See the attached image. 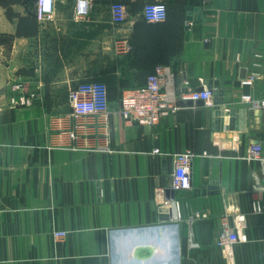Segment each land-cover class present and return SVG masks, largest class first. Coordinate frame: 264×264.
Instances as JSON below:
<instances>
[{
	"label": "crops",
	"instance_id": "1",
	"mask_svg": "<svg viewBox=\"0 0 264 264\" xmlns=\"http://www.w3.org/2000/svg\"><path fill=\"white\" fill-rule=\"evenodd\" d=\"M76 1L56 0L41 21L37 0H0V264H264V110L251 104L264 99V0H163V22L141 15L156 0H91L82 20ZM118 2L129 13L122 25L110 20ZM125 38L131 49L117 53ZM158 64L177 96L217 90L224 128L204 102L154 126L125 120V86ZM252 71L260 78L244 83ZM14 78L39 100L11 105ZM84 81L108 85L107 118L71 115L70 91ZM254 144L262 161L245 157ZM186 150L192 187L173 191L174 159ZM173 199L177 234L165 224ZM224 214L237 233L232 256L218 244Z\"/></svg>",
	"mask_w": 264,
	"mask_h": 264
},
{
	"label": "built area",
	"instance_id": "2",
	"mask_svg": "<svg viewBox=\"0 0 264 264\" xmlns=\"http://www.w3.org/2000/svg\"><path fill=\"white\" fill-rule=\"evenodd\" d=\"M209 0H204L207 2ZM56 0H37L36 15L41 21L51 20L55 12ZM75 18L78 20L86 19L90 16L92 10L91 0H77L75 6ZM141 15L149 22H160L167 18V3L163 0L145 3ZM110 20L114 25H122L128 22L129 13L127 5L124 3H113L110 6ZM131 45L127 38L117 41L114 49L117 53H125L131 49ZM146 83L139 86L127 87L123 90L119 100V110L123 118L136 124L154 126L164 116L173 114L185 107V103L189 100L194 102L203 100L206 106L214 105L213 89L192 90L187 93L176 95L171 89L173 86L171 70L166 65H157L154 72L148 75ZM260 78L257 71H252L244 83L253 84L255 80ZM10 97L9 103L14 106H31L39 100V94L35 89L28 88L24 80L14 78L9 81ZM70 100L72 106L71 115L80 120L87 116L96 114L104 118L110 112V99L108 93V85L102 81H84L77 84L70 91ZM252 107L264 110V99L254 100L251 102ZM82 124L78 125L80 127ZM77 136L74 131L70 132ZM261 144L251 145L246 158L248 160H263L261 155ZM195 158L193 150H186L176 154L174 159L175 169L172 177L171 189L173 191L186 190L192 187V161ZM259 186V184L257 185ZM256 187V188H257ZM170 203L169 207L173 209V215L170 221L165 224L172 226L177 234L179 221H181L180 205L178 200L165 202ZM262 209L260 202L254 203V211L258 212ZM205 211H196L193 217L206 216ZM222 229L219 235L218 244L224 247L229 255L232 254V246L237 242V233L234 227L230 225L228 215L222 216ZM160 226H163L161 224ZM65 231L55 232L56 237L66 235ZM179 234V232H178ZM194 243L191 241L190 243Z\"/></svg>",
	"mask_w": 264,
	"mask_h": 264
},
{
	"label": "water",
	"instance_id": "3",
	"mask_svg": "<svg viewBox=\"0 0 264 264\" xmlns=\"http://www.w3.org/2000/svg\"><path fill=\"white\" fill-rule=\"evenodd\" d=\"M203 89H204L203 87L199 88V90H203ZM217 92H218L217 90L214 92V95H216L214 97V103L216 104V106H215V110H216L215 113H216V115L218 117L217 118V125L221 129V128H224L223 127V125H224V117L222 115H223V112H225V111L221 107V104L220 103H222V100H220L221 98L217 95ZM193 102L194 101H192V100H189L188 101L189 104H191ZM196 103H203V100L200 99V100L196 101ZM229 111H230L229 112V114H230V122H229V127L230 128L229 129H232L234 127V122L236 120V118H235V116H236V109L232 108ZM245 113H246V110H244V112L243 111L239 112V114L241 116H244Z\"/></svg>",
	"mask_w": 264,
	"mask_h": 264
},
{
	"label": "trees",
	"instance_id": "4",
	"mask_svg": "<svg viewBox=\"0 0 264 264\" xmlns=\"http://www.w3.org/2000/svg\"><path fill=\"white\" fill-rule=\"evenodd\" d=\"M144 6V5H143ZM143 8V7H142ZM167 16H168V4H167ZM143 17V16H142ZM143 19L144 20H146L144 17H143ZM167 19V18H166ZM165 19V20H166ZM164 20V21H165ZM147 21V20H146ZM161 22V21H160ZM163 22V21H162ZM159 65V64H158ZM147 77H149V76H147ZM147 80V79H146ZM146 80H145V82L144 83H141V84H137V85H129V86H125V87H133V86H139V85H143V84H145L146 83Z\"/></svg>",
	"mask_w": 264,
	"mask_h": 264
}]
</instances>
